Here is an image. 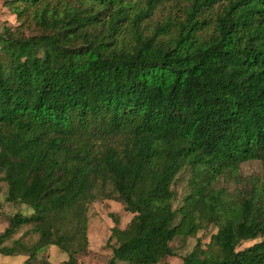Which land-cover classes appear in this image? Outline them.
Here are the masks:
<instances>
[{
  "label": "trees",
  "instance_id": "obj_1",
  "mask_svg": "<svg viewBox=\"0 0 264 264\" xmlns=\"http://www.w3.org/2000/svg\"><path fill=\"white\" fill-rule=\"evenodd\" d=\"M2 1L32 34L0 31V180L32 213L10 218L0 255L55 246L79 264L88 205L116 197L133 217L115 220L108 264H161L210 226L181 264H264V182L215 188L264 165V0ZM22 227L37 241L5 245Z\"/></svg>",
  "mask_w": 264,
  "mask_h": 264
},
{
  "label": "rangeland",
  "instance_id": "obj_2",
  "mask_svg": "<svg viewBox=\"0 0 264 264\" xmlns=\"http://www.w3.org/2000/svg\"><path fill=\"white\" fill-rule=\"evenodd\" d=\"M0 1V31L4 28L10 30L18 29L22 30L25 36L32 34V31L21 26L20 22L16 19V16L12 14ZM161 14V13H160ZM160 14L155 16L160 18ZM38 49H31L29 54H36ZM0 57H3L2 55ZM187 173L178 177L174 190L176 191V199L173 203V207L177 208L182 204L184 195L188 192L189 186L187 183ZM239 184H235L233 178L228 176L220 177L215 183L216 189H225L229 193L233 194L237 192L246 191L252 186H258L264 182V165L259 161H250L243 163L239 171ZM7 185L0 180V234L8 226L9 220L15 214H21L29 216L32 211L25 205L11 204L6 200ZM87 238L90 248L88 254L79 255V264H108L111 258V248L107 245V240L111 235V229L115 226V220L118 221V227L120 229L125 228L133 215L124 210L122 202L113 197L109 200L95 201L88 205L87 212ZM29 227H22L19 231L8 240L5 245H11L12 241L20 237L23 238L27 244H33L37 241L38 236L27 233ZM216 233V228L210 226L206 229L199 231L196 236L188 237L186 239L176 238L172 241L171 247L175 253V256L166 258L162 263L164 264H181V258L189 254L197 243L202 248L209 243L211 235ZM252 244V242L243 243L241 248ZM47 259L52 264H65L67 257L61 253L55 246H48L43 254L38 255L37 259L31 260L29 263H25L26 258L22 256L8 257L0 255V264H39L40 259ZM161 263V264H162ZM116 264H125L123 262H116Z\"/></svg>",
  "mask_w": 264,
  "mask_h": 264
}]
</instances>
